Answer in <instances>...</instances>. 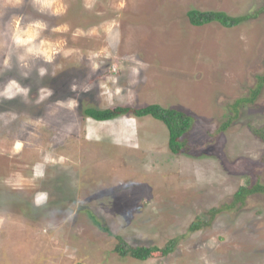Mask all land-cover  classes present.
Returning <instances> with one entry per match:
<instances>
[{"label": "rangeland", "instance_id": "rangeland-1", "mask_svg": "<svg viewBox=\"0 0 264 264\" xmlns=\"http://www.w3.org/2000/svg\"><path fill=\"white\" fill-rule=\"evenodd\" d=\"M60 3L66 12L53 16L32 0H0V62L11 53L0 90L10 79L30 89L27 101L0 99V114L16 115L0 119V264H264V195L234 204L247 177L264 185V143L250 130L264 126V87L234 109L264 76V13L233 28L188 17L193 9L244 16L264 0ZM13 16L46 23L41 38L61 42L62 52L20 67ZM60 25L68 30L52 31ZM45 87L52 95L36 103ZM155 105L193 117L183 154L150 115L85 114ZM196 219L202 228L191 231ZM117 235L134 247L176 245L138 261L115 253Z\"/></svg>", "mask_w": 264, "mask_h": 264}, {"label": "trees", "instance_id": "trees-1", "mask_svg": "<svg viewBox=\"0 0 264 264\" xmlns=\"http://www.w3.org/2000/svg\"><path fill=\"white\" fill-rule=\"evenodd\" d=\"M262 13H264V7L252 12L248 13L244 16L232 17L224 12L217 11H199L193 9L189 11L188 17L190 19L191 24L194 26H203L205 24H209L213 21L220 23L221 25L227 28H233L241 25L242 23L257 19ZM264 87V76H261L259 79V83L257 84L256 89H254L249 98H243L238 100L234 109L236 113H238V108L244 104H252L256 101L258 96L260 95L262 89ZM85 114L91 118L98 119L100 121H105L119 115H135L138 117H146L152 116L158 120H161L168 128L169 131V147L170 150L175 155H181L184 151L185 141L184 138L186 134L190 131L193 123V117L186 115L184 112L165 109L159 105L155 106H146L141 108H132V107H117L115 108L110 117H102L95 115L94 109H87ZM228 123L225 125L226 128ZM252 133L262 142L264 143V126L255 128L250 127ZM262 162L264 163V154L262 157ZM255 194H263L264 195V185L259 181H254L252 177H247L245 179V183L240 186L237 192L234 194V204L237 205L239 203H244L245 200L252 195ZM219 209H214L213 213H218ZM89 216L92 222L102 231L113 235L111 230L104 226L94 215L89 213ZM203 219H196L194 224L191 225V231H197L202 228ZM117 243L115 246V253L121 258H132L138 261H147L152 258L156 253H161L163 256L169 255L173 252L176 239L169 240L168 243L163 247H145V246H131L129 245L121 236H114Z\"/></svg>", "mask_w": 264, "mask_h": 264}, {"label": "clouds", "instance_id": "clouds-1", "mask_svg": "<svg viewBox=\"0 0 264 264\" xmlns=\"http://www.w3.org/2000/svg\"><path fill=\"white\" fill-rule=\"evenodd\" d=\"M13 7H21L24 0H11ZM34 7L38 8L40 12H49L53 16H60L66 12V8L60 3V0H32ZM23 16H13L10 20L11 34L10 43L15 49H22V53L17 56V63L20 67L30 70V60L42 59L45 63H51L58 53L62 52L61 42L52 41L50 39L41 38L42 33L47 29L48 25L40 20L30 21L24 24ZM66 25H60L53 28V32L67 31ZM38 41V42H37ZM93 70L99 67L98 64L92 65ZM11 68V53L5 54L2 62H0V71L8 70ZM136 70L133 69V72ZM28 72L22 73V75L27 78ZM38 74L43 78L47 74V69L41 67L38 69ZM117 93L120 91L116 90ZM30 89L22 86L16 79H10L6 84L2 86L0 90V99L3 100H13L20 96L27 98L29 96ZM52 92L48 88H41L39 90V98L36 103H41L46 100ZM73 101H69L67 105H71ZM5 115L11 117V119H16L14 113L0 114V119H3ZM19 144V142H18ZM36 176L42 178L44 176V171L42 166L37 164L36 166ZM47 194H39L36 203L37 205L44 203L47 200ZM84 204L87 205L88 201L85 200Z\"/></svg>", "mask_w": 264, "mask_h": 264}]
</instances>
